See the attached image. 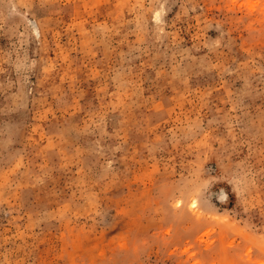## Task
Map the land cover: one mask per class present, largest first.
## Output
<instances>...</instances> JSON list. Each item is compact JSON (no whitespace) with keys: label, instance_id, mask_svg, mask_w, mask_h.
I'll return each instance as SVG.
<instances>
[{"label":"rangeland","instance_id":"rangeland-1","mask_svg":"<svg viewBox=\"0 0 264 264\" xmlns=\"http://www.w3.org/2000/svg\"><path fill=\"white\" fill-rule=\"evenodd\" d=\"M0 264H264V0H0Z\"/></svg>","mask_w":264,"mask_h":264}]
</instances>
